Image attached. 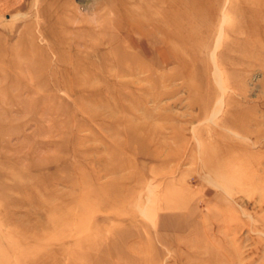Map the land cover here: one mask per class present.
<instances>
[{"label": "rangeland", "instance_id": "374dc122", "mask_svg": "<svg viewBox=\"0 0 264 264\" xmlns=\"http://www.w3.org/2000/svg\"><path fill=\"white\" fill-rule=\"evenodd\" d=\"M0 264H264V0H0Z\"/></svg>", "mask_w": 264, "mask_h": 264}, {"label": "bare ground", "instance_id": "6f19581e", "mask_svg": "<svg viewBox=\"0 0 264 264\" xmlns=\"http://www.w3.org/2000/svg\"><path fill=\"white\" fill-rule=\"evenodd\" d=\"M164 23V22H163ZM131 38V37H130ZM142 40V39H141ZM141 42V41H140ZM156 47V46H155ZM136 49V48H135ZM166 51V50H165ZM147 56V55H146ZM161 61V60H160Z\"/></svg>", "mask_w": 264, "mask_h": 264}]
</instances>
